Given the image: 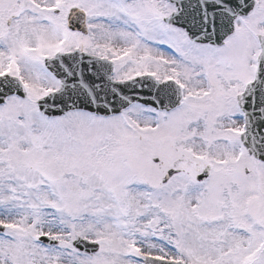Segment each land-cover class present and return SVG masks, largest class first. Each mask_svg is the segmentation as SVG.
<instances>
[{"label": "snow or ice", "instance_id": "1", "mask_svg": "<svg viewBox=\"0 0 264 264\" xmlns=\"http://www.w3.org/2000/svg\"><path fill=\"white\" fill-rule=\"evenodd\" d=\"M0 264H264V0H0Z\"/></svg>", "mask_w": 264, "mask_h": 264}]
</instances>
